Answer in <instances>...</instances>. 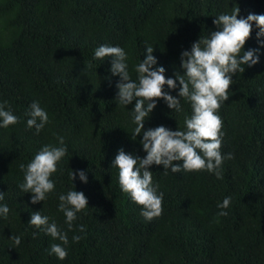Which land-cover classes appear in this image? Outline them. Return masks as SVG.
I'll return each instance as SVG.
<instances>
[{
	"label": "trees",
	"instance_id": "obj_1",
	"mask_svg": "<svg viewBox=\"0 0 264 264\" xmlns=\"http://www.w3.org/2000/svg\"><path fill=\"white\" fill-rule=\"evenodd\" d=\"M238 7V18L264 14V0H0V103L7 101L6 110L19 119L0 128V205L10 209L7 218L0 216V264H264V47L255 24L244 51L259 48V63L233 76L229 100L217 113L221 153L233 159L224 160L221 179L207 171L185 175L151 166L163 213L150 222L122 192L112 166L121 148L146 156L142 136L131 139L135 102L116 100L119 77L111 75V58L94 59L100 45L123 48L135 81V68L151 46L157 66L175 78L183 71L182 51L218 30L213 20ZM165 91L177 96L179 86ZM34 101L49 116L39 134L27 126ZM181 106L176 112L159 100L145 130H185L192 108L183 98ZM58 137L67 155L51 177L55 191L32 204V194L19 187L25 182L20 166L45 145L60 147ZM71 169L84 170L87 183L78 175L72 181ZM70 190L89 202L71 231L58 209L59 195ZM225 197H231L228 215L218 216ZM37 211L67 232L66 259L50 254L59 240L28 223ZM11 236L21 238L19 246Z\"/></svg>",
	"mask_w": 264,
	"mask_h": 264
},
{
	"label": "clouds",
	"instance_id": "obj_2",
	"mask_svg": "<svg viewBox=\"0 0 264 264\" xmlns=\"http://www.w3.org/2000/svg\"><path fill=\"white\" fill-rule=\"evenodd\" d=\"M240 9L234 8L231 14L222 13L213 20L216 31H211L209 37L198 39L191 45V50L182 51L181 69L175 78H166L165 68L157 66V58L153 55L154 48L146 46V55L135 71L137 80H132L128 71L127 54L119 46L100 45L94 51V59L105 61L111 58L110 72L118 76L116 83L118 89L116 100L121 105H132L133 130L131 139L137 140L142 145L146 156L143 158L132 153H126L122 148L115 156L112 166L118 168V181L122 192L128 194L131 200L142 207L141 215L146 221H152L163 213V193H157L158 185L154 184L152 171L153 165H162L173 173L203 172L214 173L218 179L222 178L220 171L225 159H233L228 153L222 155L223 121L217 114L222 103L229 100V91L233 85V76L244 73L245 65L253 67L259 63V48L244 51L247 41L251 38L253 24L258 31L256 38L261 47H264V14H248L246 18L240 17ZM106 41V40H105ZM104 44V43H102ZM203 45V47H202ZM177 81L179 85H177ZM111 83V81H109ZM169 90L179 86L177 96ZM181 98L188 101L192 108V115L185 116V130H170L165 126L148 128L145 123L157 107V102L163 100L167 107L176 112H181ZM7 101L0 103V128L15 125L19 119L7 108ZM30 112L26 113L29 129L35 128L36 133L49 122L47 112L39 102L31 103ZM60 147L45 145L35 154L34 159L21 169L25 171V182L19 187L24 193H31V203L37 204L47 199V195L55 191L53 174L59 171L58 165L67 155L64 138L58 137ZM180 162V163H174ZM79 176L83 183H87L84 170H72L70 179L74 181ZM75 188V186H74ZM4 200V192H0V201ZM59 211L64 213L68 230L73 229V222L77 213L89 207L87 197L83 192L70 190L67 194L59 195ZM231 204V197H225L218 204L221 211L218 216H227ZM9 207L0 205V216L7 218ZM48 216H42L40 211L33 212L29 224L36 229L43 230L53 240L50 254L64 260L68 252L63 245H68L67 232L62 231L55 221L49 222ZM80 231H84L80 226ZM35 235V233H34ZM15 246H19L21 238L11 236ZM80 236H73L74 242H79Z\"/></svg>",
	"mask_w": 264,
	"mask_h": 264
}]
</instances>
